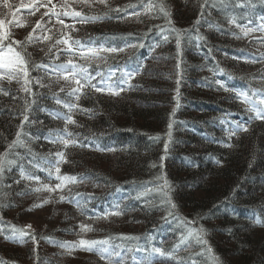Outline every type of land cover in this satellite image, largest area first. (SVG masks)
I'll return each instance as SVG.
<instances>
[{"label":"trees","instance_id":"trees-1","mask_svg":"<svg viewBox=\"0 0 264 264\" xmlns=\"http://www.w3.org/2000/svg\"><path fill=\"white\" fill-rule=\"evenodd\" d=\"M69 1L85 16L100 17L87 22L63 17L65 24L75 25L69 31L73 39L87 47L123 49L101 51L102 58L91 60L72 57L89 67L91 83L100 84L97 72L105 85H115L139 70L118 95L86 87L78 100L67 95L74 83L65 87L61 77L43 68H30V76L48 86L33 81L29 92L22 75L0 79V154L23 132V146L8 157L15 163L0 176V264H264V120L250 119L254 113L248 111L253 105L264 109V0H207L203 16L206 0ZM149 3L155 10H148ZM161 3L171 13V24L159 11ZM28 4L9 0L11 7H5L0 0V19L12 21L15 13L25 25L6 24L14 40H24L38 20H48H41L43 7L33 13ZM237 24L252 31L244 35ZM46 27L52 29L48 34L60 35L55 18ZM173 28L181 30L179 36ZM53 42L28 43L26 57L33 64L64 63L67 54L55 60L57 49L48 53ZM54 95L78 105L70 113L76 123L67 126L77 145L49 142L63 131L62 117L69 114ZM237 124L249 130L230 136ZM57 150L66 153L61 175L83 178L62 189H55L60 183L55 167L51 177L45 170L48 160L55 165ZM22 168L40 182L22 179ZM165 180L174 209L159 190ZM61 195L78 204L60 201ZM45 199L49 202L33 207ZM45 208L42 222L27 229L31 236L12 239L13 226L26 230L29 217ZM117 210L120 215L109 214ZM181 218L195 221L192 228L203 227L207 243L189 238ZM81 239L107 243L87 250L78 245ZM64 242L77 247L69 251L60 246ZM103 249L110 250L107 260L101 259Z\"/></svg>","mask_w":264,"mask_h":264},{"label":"snow or ice","instance_id":"snow-or-ice-1","mask_svg":"<svg viewBox=\"0 0 264 264\" xmlns=\"http://www.w3.org/2000/svg\"><path fill=\"white\" fill-rule=\"evenodd\" d=\"M3 5L5 7H11L9 5V0H2ZM85 4H90L91 0H82ZM99 3L105 4L106 0H99ZM207 6V0L205 4L201 5V16H203V9ZM30 11L37 12L40 10V8H44L45 11L41 16V20L44 19V17H48V20L44 22V24H41V21L38 20L36 22V27L32 29L28 33V35L24 38V40H14L12 39V34L9 28L6 27V24H16L18 26H25L20 23V21L15 19V13H13V20L12 21H6L5 19H0V79L5 78V74L7 75L8 80L17 79L19 80L20 76H23L24 79V91L29 92L31 89L29 85L33 83V81L36 84H39L41 87H47L48 85H45L42 82L41 77L33 78L30 76V68H43L46 70V74L51 76L52 74H55L58 77H61L65 82L67 87L68 85L74 83L75 87H71L70 90L67 92V95L70 97H75L77 100L79 99V96L83 94V89L86 87L93 88L96 92H107L110 95H118L119 92L124 90V85L128 83V81H131L137 70H133L132 72L126 73L127 81L121 80L119 83L112 85L108 84L105 85V77L100 72L96 73V76L100 77V84H93L91 81L94 79V77L91 75L89 71V67L85 66L83 64H79L74 62L72 57L74 56H80L81 58L91 60L95 58H102L100 56L101 51L108 52V53H116L123 51L122 48H116V47H104L103 45L100 46V48L95 47H87L84 44H82L79 40H75L72 38L71 35H69V31L73 30L75 25H68L65 24L63 17H71L74 21L77 22H87L90 20H96L100 19V17H88L85 16L81 11H76L74 8H72L69 5L68 0H63L62 3H54L53 0H29V4L27 5ZM148 10L152 11L155 10V7L149 3L147 5ZM116 11H120V9H116ZM159 11L163 13L164 18L167 20L169 24H171V13L166 10V6L161 3L159 5ZM55 18L56 24L61 25L62 27L60 29H57L56 31L60 32V35L57 37L54 34H48L52 32V29L47 28L46 25ZM77 18H79L77 20ZM199 23V21H197ZM229 23H236L234 20H230ZM237 27H240L242 31H244L243 27L239 24L236 25ZM261 29H264V25H261ZM44 33L43 35H37V32ZM172 31H176L178 36L181 33V30H177L175 28L172 29ZM189 30H183L184 34H186ZM252 31V29H248L247 31H244V35H248V32ZM197 40H202L203 37L197 35ZM168 39L167 35L163 36V40L166 42ZM43 41H54L49 45L48 53L52 52L53 48L57 49L56 54L54 57H52L55 60L60 59L61 54H67L69 56V59L65 61L64 63H41V64H33L30 62V60L25 55V49L26 45L28 43H36V42H43ZM264 42V41H262ZM15 45V47H14ZM63 45V49L59 48L58 46ZM181 42L179 38L177 39V48H178V55L180 54ZM47 55V54H46ZM142 68V66H140ZM179 67V64L177 65ZM179 83V81H178ZM217 84L220 85V87L224 88L226 91L228 90L227 87L219 80L216 81ZM129 87H131L130 84H128ZM65 87H61L60 91L64 92ZM0 91H3V89H0ZM178 93V89H177ZM4 94H7L5 92ZM237 96L240 97L242 100L251 103L250 101H247V96L242 93H237ZM53 99H55L56 103L58 105H62V107L66 108L68 110L67 115H64L62 118L65 120V128L62 132H57L55 139H50V143L54 144H62L64 148L69 147L70 145H77L79 144V141L73 138V134L68 130L69 124H75L76 121L73 119L72 115L70 114L74 108H77L78 105L73 103H66L64 100L60 99L58 95H54ZM177 100V106H178V94L175 98ZM261 104H264V99L260 100ZM249 112L254 113L253 117H250V119H257V120H264V109H258L253 105L252 107L248 108ZM175 114V109L173 110V115ZM54 118L60 119L61 115L59 113L54 114ZM28 121V116H24V121L21 123V128H23L24 122ZM172 123L170 122L168 125L169 132L168 136L171 137V129H172ZM249 129L247 125L245 124H237L235 127L231 128L229 130L230 136H235L238 132H247ZM23 135L22 131L17 132L16 139L13 140L9 145L8 149H6L5 153L0 154V176L3 175L6 169L10 170L11 166L15 163L14 160L9 159L8 157L12 154L15 148L23 146V141L21 139ZM157 139L159 137H156ZM80 146H90V145H80ZM231 146V145H226ZM168 149V143H165V150ZM31 151V149H29ZM56 157L55 165L52 164L51 160L47 161V164L49 165L48 169H45L48 171L49 177L52 176L51 173V167H55L56 171V179L60 181V183H57L55 185V189H62V187L66 183H75L78 179H83L82 177H75L67 174L61 175V168L60 165L62 163H66V153L63 150H57L54 154ZM163 159V158H162ZM219 162V161H218ZM21 178L22 179H29V180H35L37 182H40V177L31 174L26 173L23 168L21 169ZM19 183V181H17ZM43 187L47 189L49 192L55 190L51 188L48 184H44ZM36 191H39L40 189H35ZM160 191H162L167 198L164 203H167L171 206V208H176V205L172 203L171 197L169 196V192L171 191V186L168 184V181H164V186L159 188ZM79 195V194H77ZM60 201H68V202H75L78 204V201L75 200L74 197L71 196H64L61 195L59 197ZM49 201L45 199L42 201L41 204L37 205L34 204L33 207H39L42 206L43 203H48ZM31 210V209H29ZM110 215H120V211H113L109 213ZM108 215V214H106ZM169 215H173L172 212H169ZM167 219V217H165ZM181 222L185 224V226L188 228V237L195 239L197 243H203L206 244L207 242L203 239V233L204 229L203 227L200 228H192L191 225L195 224V221L186 220L184 218H181ZM259 223V221H258ZM82 231L91 230V227L89 225H80ZM27 229H30L31 226H26ZM3 229L0 228V233H2ZM18 234V235H17ZM32 233L30 231L25 230L24 228H16L13 226V234L12 239H19L23 236H31ZM32 238L35 240V236H32ZM49 242L51 241V238L49 237ZM185 237H181V243L185 241ZM107 243L106 241H94V240H84L81 239L78 242V245L82 248H86L87 250H93V245L97 244H104ZM61 247H65L71 251L75 247H77L76 243H68L64 242L60 245ZM156 252H161V249L157 248L154 249ZM211 251V249H208ZM161 254H163L161 252ZM110 255L109 249H103L100 251L101 259L107 260Z\"/></svg>","mask_w":264,"mask_h":264},{"label":"rangeland","instance_id":"rangeland-1","mask_svg":"<svg viewBox=\"0 0 264 264\" xmlns=\"http://www.w3.org/2000/svg\"><path fill=\"white\" fill-rule=\"evenodd\" d=\"M68 2H71V1L68 0ZM42 194L45 195L43 192H42ZM62 204H63V203H62ZM61 207H62V206H61ZM45 210H46V208H45V209H42V210H40V211H36L35 213H33V215H31V216L29 217L28 223L25 224V225H26V226H28V225L32 226L34 223L42 222V216L44 215ZM51 222L54 223L55 220H54V221L52 220ZM26 226H25V227H26ZM26 230H27V228H26ZM28 230H29V229H28ZM255 231H256V234L259 235V233H258L259 229H255ZM46 250H47V248H46ZM67 264H71V262H69V263H67ZM75 264H78V263L75 262Z\"/></svg>","mask_w":264,"mask_h":264}]
</instances>
